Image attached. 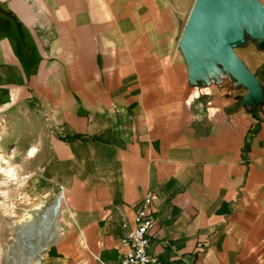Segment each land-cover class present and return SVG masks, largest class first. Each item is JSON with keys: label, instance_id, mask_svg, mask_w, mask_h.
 <instances>
[{"label": "crops", "instance_id": "obj_1", "mask_svg": "<svg viewBox=\"0 0 264 264\" xmlns=\"http://www.w3.org/2000/svg\"><path fill=\"white\" fill-rule=\"evenodd\" d=\"M195 1L0 0V120L18 158L0 155L65 195L44 264H120L150 192L159 264H264V56L241 57L258 103L228 74L193 85L180 40Z\"/></svg>", "mask_w": 264, "mask_h": 264}, {"label": "water", "instance_id": "obj_2", "mask_svg": "<svg viewBox=\"0 0 264 264\" xmlns=\"http://www.w3.org/2000/svg\"><path fill=\"white\" fill-rule=\"evenodd\" d=\"M246 35L264 41V5L259 0H196L180 40L190 82L198 86L201 81L206 85L228 74L248 90L247 104L260 102L263 94L257 75L234 51L245 42ZM57 211L58 205L53 217ZM28 237H31L30 223L25 222L17 231V242L20 238L28 252L34 253L35 247Z\"/></svg>", "mask_w": 264, "mask_h": 264}, {"label": "rangeland", "instance_id": "obj_3", "mask_svg": "<svg viewBox=\"0 0 264 264\" xmlns=\"http://www.w3.org/2000/svg\"><path fill=\"white\" fill-rule=\"evenodd\" d=\"M264 5V0H259ZM254 48L251 56L246 55L247 48ZM237 56L243 57L251 68L255 67L258 54L264 56V41L252 39L246 35L245 42L234 49ZM242 60V59H241ZM243 61V60H242ZM244 62V61H243ZM244 64H246L244 62ZM198 86H204L199 81ZM4 126V125H3ZM0 120V154H4L7 160L17 159L14 149L7 144L6 133ZM2 160V155H0ZM5 160V159H4ZM0 161V264H25L29 262L35 253L42 250L40 264H44V256L47 248L56 241L61 233L62 219L66 214V207L56 217L43 219L47 210L55 205L59 197L58 193L48 194L45 190H39L36 180L33 178H17L15 174H10L5 165L7 161ZM21 165H27L21 163ZM4 166V167H3ZM66 206V205H65ZM25 222L30 223V235L27 240L35 247L34 253H29L24 241L20 238L17 242V231ZM58 229H60L58 231ZM35 264V263H33Z\"/></svg>", "mask_w": 264, "mask_h": 264}, {"label": "built area", "instance_id": "obj_4", "mask_svg": "<svg viewBox=\"0 0 264 264\" xmlns=\"http://www.w3.org/2000/svg\"><path fill=\"white\" fill-rule=\"evenodd\" d=\"M158 199L156 193L150 192L136 204L134 228L124 234L117 246L120 264H159L150 251L157 225ZM204 252V245H199L196 254L200 256Z\"/></svg>", "mask_w": 264, "mask_h": 264}, {"label": "bare ground", "instance_id": "obj_5", "mask_svg": "<svg viewBox=\"0 0 264 264\" xmlns=\"http://www.w3.org/2000/svg\"><path fill=\"white\" fill-rule=\"evenodd\" d=\"M58 205V211H57V214H59L60 212H62V210L63 209H65V195H63V194H60L59 195V197H58V199H57V202H56V204L54 205V209H55V207ZM55 213V212H54ZM50 217H53V215H51ZM47 218H49V217H47ZM44 219V218H43ZM40 262H41V259H38V258H32L29 262H27V263H25V264H33V263H35V264H40Z\"/></svg>", "mask_w": 264, "mask_h": 264}]
</instances>
